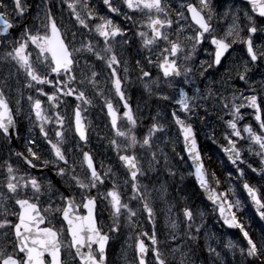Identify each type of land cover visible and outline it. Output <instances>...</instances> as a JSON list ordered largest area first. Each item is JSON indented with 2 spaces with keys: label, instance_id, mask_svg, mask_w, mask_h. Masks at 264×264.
<instances>
[{
  "label": "snow or ice",
  "instance_id": "1",
  "mask_svg": "<svg viewBox=\"0 0 264 264\" xmlns=\"http://www.w3.org/2000/svg\"><path fill=\"white\" fill-rule=\"evenodd\" d=\"M61 3L67 5L75 22L81 29H86L89 33L94 32L99 38H102V48L94 45L91 40L82 41L79 47H75V32L72 33V41L66 42L65 36L53 14L50 0L49 3L37 6L39 11L36 19L39 21V27L27 22V6L24 0H0V47L5 46L6 43L10 46V50L5 51L3 58L14 62L18 66V70L23 71L27 78L25 87L28 89L34 88L38 96L46 97L52 110V115L49 116L41 99H34L32 95L27 96L31 113H34L35 117L32 121V115L30 114L28 119L32 121L33 126L39 127L40 136L49 145L51 159L45 158L39 150L37 139L32 136H29L26 141L28 155L25 156L23 152H16L15 155L21 157L23 163L29 169L48 168L54 170L60 180L65 182V187L68 190L67 192H61L51 180L42 183L30 173H26L28 175L26 180L23 176L17 179L16 169L13 168L12 164L5 162L7 177L4 187H6L7 193L14 198L18 211L9 213L5 205L0 203V217H2L0 218V236L4 238L5 242L4 246L0 247V264H66L65 259L62 258L63 244L60 239L63 229H57L52 219H50L56 213H60L63 221L67 223V231L71 237L69 248L75 250L74 253L69 251L68 255L71 257V262H67V264H72L77 260L78 264H106V247L110 234L120 231L121 218H124L130 229L135 228L139 223L136 218L140 210L131 206L132 201L142 203V211L147 214L148 221L153 224L151 233L140 230L136 235L134 244L135 264H168L157 239L154 211L149 204L151 193L148 186L140 182L141 177H144L146 173L139 166L135 154L137 145L141 148L151 149L152 137L157 132H163L164 127L162 124L153 123L142 142L137 138L134 131L137 119L130 104L125 99V92L122 88L123 81L118 74L121 60L110 43V41H115L117 37L124 38L126 35L125 30L108 16L99 15L89 6V0H61ZM247 3L250 5V11H243V27H241L240 10H226L224 15L231 14L232 24L228 27L223 38L213 35L214 30L210 22L213 11L209 0H199L201 6L199 9L191 3L182 5V7H186L188 13H191L192 21L198 26L195 35H185L183 37L190 45L185 53V47L180 42L181 34L184 33L185 29L180 25V20L186 19V17L183 11H178V18L173 21L167 11L168 0H120V3H117L116 0H103L108 13L123 16L125 22L132 21V16L128 12L122 11L120 4L126 6L132 12H146L148 15L147 23L142 22L141 27L148 28L151 31V36L149 37L147 31H137L135 35L140 37L141 46L148 50L149 55L145 57L147 63H156L162 71L167 86L177 90L178 95V98H174L167 94H161L160 99L165 101L173 99L174 103L179 106V112L184 113V118H182L177 111H173L171 117L174 123L179 126L184 149L195 167V179L207 195V199L218 209L219 218L223 224L229 228L239 229L243 240L246 242V244L237 245L229 241L226 247L230 250L238 248L239 254L246 264H264V233H261L259 239L254 238L238 219L237 213L243 211L244 202L241 199L232 198L236 194L235 188L229 187L224 191L217 190L221 181L215 173L209 174L206 169L192 123L188 122L191 115L195 114V107H199V105H194L193 101L216 99L218 90L214 91L211 85L206 84L204 92L196 87L193 95L190 96L183 85L194 83L192 78L194 69L188 66L187 63L182 68L178 63L181 53H185L183 56L185 62L192 61L198 48L210 37L213 51L207 53L208 59L200 61L195 72L200 77H205L209 69L224 68L225 83L232 79H238L243 82L251 93L245 95L244 92L235 89L231 97V108H229L226 96L219 95L218 97L223 104V108L228 109V115L231 117L225 121L227 128L230 129V135H225L228 147H225L223 151L227 154L228 160L236 166V179L242 182V188L247 199L251 201L259 218L264 220V186L253 185L245 179V170L239 167V164H244L245 161L241 149L237 147V139H233L235 137L239 141H244L243 131V133H247V140L250 142L247 150L252 152V145L258 146V150L254 154L261 158L262 167L258 170L249 164L248 168L261 181H264V119H262L261 103L259 102L260 95L264 94V79L260 82L258 92L251 76L254 69L264 66V0H247ZM205 10L208 13L207 17L202 14ZM40 12L43 13L42 18ZM152 13H155V16ZM161 14H163V18H161ZM92 21L99 22L90 25ZM174 23L177 25L175 40L171 39L170 34L166 31L172 29ZM14 28L20 29L19 37L10 39V30ZM257 38H259V43ZM159 41L164 42V47L159 49L156 53V60L153 61V46L157 45ZM124 42L127 43L126 40ZM70 44L73 46L70 47ZM235 44L243 46L244 56L238 58L239 63L233 61L230 66L225 65L224 61ZM30 47L36 53L35 59H33V51L29 50ZM81 53L90 54L95 57L96 61L103 62L109 70L115 94L120 101H123V108L125 109L123 115L130 125L126 131H121L118 128V114L112 102L106 100L105 104L107 114L111 117V126L116 130V136L123 137L126 140L123 148L117 143L116 139H112L110 143L117 150L118 158L127 170L129 178L125 179L124 184L125 187H130L131 190L128 202L122 200V194L119 191V178L111 168L106 169L101 174L97 170L91 154L80 149L82 153L80 167L85 173L84 176H81L76 171L77 161L72 158L70 163L68 155L69 151H73L79 145H74L73 148L67 150L64 148L68 141L64 132L66 117L59 111L61 105L66 103L62 98L74 97L75 101L78 102L74 108L75 134L79 137V141L87 143L88 135L82 119V105H90L92 101L79 85H83L85 88L90 85L93 89H98L97 77L99 73L95 70L94 65L88 64L87 60H85V67L88 72L81 69L80 79L77 80L76 69L79 67L77 54ZM124 63L127 64L126 61ZM136 64L140 66L141 61L137 60ZM123 71L125 74L128 73L127 66L123 68ZM140 73L139 79L144 80L147 78L144 85L146 89L149 88V83L159 87V78L152 80L151 73L145 67H140ZM179 77H182V80L176 81V78ZM4 86H7L6 81ZM45 87H50L51 92L45 91ZM236 92L240 93L239 96L236 95ZM97 95L102 96L103 92L97 90ZM21 99H23L22 95ZM21 99L16 101L17 113L22 111L20 107ZM237 100L243 102L237 104ZM244 108L255 110V120L259 124V132L254 131L250 124L244 125L242 131L238 127V122L243 119L241 109ZM221 119L223 118L221 117ZM16 124L17 121L9 100L3 87H0V135L11 142L13 138L12 130L16 128ZM46 125H55V142L49 138ZM16 137L19 138L18 131ZM129 149L133 150L132 154H120L121 151L127 153ZM160 153L164 156V163L167 165L168 160L166 154L163 153V149H160ZM159 163L157 152H151L149 167L151 168L152 165ZM169 173L175 175V172L171 170H169ZM210 176L215 181V188L211 186ZM228 178L232 179L231 173L228 174ZM106 180H110L112 186L105 192H100L99 189L105 185ZM21 190H24L25 198L18 196ZM93 190L97 191V196L108 202L111 224L107 225V232L98 226L96 215L97 196L91 194ZM28 191L31 192V196H27ZM77 194L80 197L79 203L76 199ZM44 195L48 196V206L42 212L39 205L40 197ZM53 195L60 200L59 205H55ZM0 199L6 201L8 197L0 192ZM81 206L87 209V215L82 216L77 213V209ZM45 213L48 215H45ZM10 214L17 217V222L14 223L8 219ZM183 216L186 221L188 238L193 241L197 240L201 227L195 225L193 211L186 207ZM42 225L44 226L42 227ZM170 227L176 229L178 224L173 221ZM145 238L150 241V244L146 243ZM93 245L96 246L95 249H93ZM9 248H11V251H8ZM85 249L87 250L85 251ZM173 251L176 250L173 249ZM208 252L210 255L220 258L221 254L215 248L209 246ZM149 254H151V260L148 259ZM180 264H186V261L182 259Z\"/></svg>",
  "mask_w": 264,
  "mask_h": 264
},
{
  "label": "rangeland",
  "instance_id": "2",
  "mask_svg": "<svg viewBox=\"0 0 264 264\" xmlns=\"http://www.w3.org/2000/svg\"><path fill=\"white\" fill-rule=\"evenodd\" d=\"M32 1L30 3L32 5V10L35 11L33 13V16L31 15V20L33 23L39 27V21L36 19L37 13L39 11L38 5H42L44 3H49V0L46 2L39 1L34 2V0H25V2ZM197 4H199V0H196ZM24 2V3H25ZM117 3H120V0H116ZM187 0H168V8L167 11L169 13V16L175 21L177 17L178 11H183L186 19L180 20V25H182L185 29L184 33L181 34V43L185 47V53L188 50L189 42L185 41L183 37L185 35H194V25H192L187 17L186 11L182 5H185ZM91 1H89L90 5ZM26 6H29L28 3H25ZM50 4H56L57 6H60L61 0H50ZM99 4H101V8L103 11H100L99 9H94L99 15L102 16H108L109 18L113 19L115 23H118L122 26V28L126 31L127 25L131 22L135 25H138L141 27V23H147L148 21V15L141 12H132L126 8V6L120 4L122 11L130 12L129 15L132 16V21L125 22L123 16H117L115 14L108 13L106 6L103 4V0H99ZM66 5V4H64ZM67 6V5H66ZM37 7V8H36ZM201 7V6H200ZM67 8V7H66ZM213 11L212 16V23H213V35H216L217 37L223 38L225 36V33L227 32L228 27L232 24V16L229 14L228 16H225V12L228 9L240 10L241 15V27L244 26L243 21V11L248 10V7L246 4L242 3L239 0H222V2L218 5L215 3L214 7H211ZM68 9V8H67ZM206 15H208L207 11H204ZM153 16H155V13H152ZM40 16L42 18L43 14L40 12ZM161 18H163V14H161ZM177 25L174 23L172 29L175 30ZM172 29L166 30L170 34V38L175 40L176 38L172 35ZM145 31L148 32V28L145 27ZM91 36L92 33H89L88 30L85 32V36ZM150 37V36H149ZM15 38V35H11L9 37ZM123 39L121 37L116 38L115 41H110V43L113 46L114 51H117L118 55L121 58V65L118 70V73L120 72L121 75L125 78L126 84L122 86L124 92H125V99L130 104L133 114L135 115L137 119V124L135 126V129L138 127H146L145 128V135L144 133L139 130V133L137 134L138 137H141L140 140L142 142L144 136L148 134V131L150 128H148L145 124V119L149 117V114L151 115V109H149L150 106V100H146L145 96H154L158 98L159 100L154 105V120L156 123L162 124L164 127L163 132H157L155 135L158 137L155 138V142L159 145L158 150L163 149L165 147V141L168 143V139H171L172 141V147L176 148L177 151H179L178 147V141L176 137V131L173 127V124L171 122L170 113L171 111H177L178 114L181 115L182 118H184V113L179 112V106L174 103L173 99L170 100H162L160 99L161 94H167L170 97L178 98L177 90L169 88L167 86V82L162 80L159 76V69L156 65V63L149 64L147 63V60H145V69L148 70L151 73V79L157 80L159 78V87H156L155 84L149 83V88L142 89L141 93L138 94V96L135 97V100H133V97L131 96V90L132 88L129 86L130 83V75L129 71L127 74L123 71V68L125 66H129V62L127 58L123 56ZM231 39V38H229ZM98 41H102V38H99L97 36ZM209 38L206 39L201 47L198 48L197 54L193 57L192 61L185 62L183 59V56L185 53H181L179 56L178 63L183 66L187 63L188 66L193 67L194 72L192 75V78L194 80V83L192 84H185L183 85L184 89L188 91L189 95H193L194 90L196 87H199L202 92H204L205 85H211V87L214 89V91L218 90L216 92L217 97L219 95L226 96L228 98L229 102V108H231V97L233 94V91L235 89H239L240 92H244L245 95H250L251 93L247 90L246 86L243 84V82H240L238 79H232L228 81V83L224 82V68H219L217 70L215 69H209L208 72L205 74V77H200L196 72L195 69L199 67L201 60L208 59L207 53L212 52L211 46L209 44ZM103 42V41H102ZM257 42L259 43V38H257ZM99 48L103 47V44H98ZM164 47V42L160 41L157 45L153 46L152 50V59L153 61L156 60V53L159 51L160 48ZM6 50H10V46L5 44V46H2L0 48V83L1 87H3L5 95L9 99V101L12 102V105L15 110L16 114V108L17 99H21V95L23 96V99H21L20 107L22 111L20 113H17L19 116V120L21 122L22 128H21V134H22V142L25 144L26 147V141L29 136H32L37 139L38 141V147L41 153L45 156V158L51 159V154L49 151V145L44 140L42 136L39 134V127L33 126L32 121H34V117L31 113L30 104L27 100L28 95H32L33 97H40L37 95L36 91L32 92L31 94L27 92L25 96L23 95V88L21 86V83H19L18 80L15 79V63L10 60H5L4 53ZM245 53V50L242 45L235 44L233 47L232 52L228 55L226 60L224 61L225 65H231L233 61L239 63V57H243ZM138 54V50L134 53V58ZM148 50L145 49V57L148 56ZM202 56V59L199 57ZM87 57L84 55V57L81 59L79 63V67L77 70V80L80 79V70L84 69L86 72H88V69L85 67V60ZM90 60L88 61L89 65H94L95 70L99 73L97 80H98V89H93L90 85L85 88L83 85H79V87L83 88L86 92V95L91 99L92 103L90 105H82V118L85 121V124L87 126V131L89 133V143L95 144L98 146V148L101 150L103 147L104 154L109 155V158L106 159V157H100L97 160V168L103 174V172L111 168L113 173H115L118 176V183H119V191H128V195H122V200L124 202H128L129 197L131 196V190L130 187H125L124 181L125 179H128V175L126 171L124 170L123 165L118 160L117 150L111 145L110 141L112 139H116L117 143L123 146L126 144V140H123V137L116 136V132L112 133V129L110 127V123L108 120V117L106 115L105 110V101H111L113 106L118 109L121 116V122L119 129L121 131H126L130 125L127 122V119L124 117L123 113L125 109L123 108V101H120L119 97L115 94V90L111 83L108 82V78L105 76V73L101 70L103 68V63L101 65V69H99L100 61H96L94 56H91L89 54ZM127 62L125 65L124 62ZM141 66V65H140ZM139 66V67H140ZM135 69V66L133 67V70ZM90 74V72H89ZM251 76L253 78V81L255 82V85L259 92V86L262 79H264V66L257 67L254 69V71L251 73ZM182 80V79H181ZM5 81L7 83V86L5 85ZM147 81V78H145V82ZM176 81H179L176 79ZM215 81V83H213ZM175 83V81H173ZM77 86V85H76ZM143 88V84H140V88ZM97 90H100L103 92V95H97ZM239 92H236V95L239 96ZM44 98V97H41ZM66 101L65 104L61 105V108L59 111H61V114L66 117L65 120V127L64 132L67 139V143L64 145V148L70 149L73 148L74 145H79L78 148L73 149V151H69L68 155L70 157V163L72 161V158H75L77 161V168L76 171L81 176H84V171L81 170L80 162L82 161V153L80 149L83 151L86 149L88 151H92L90 147H85L81 144V142L76 138L73 125H72V119H73V113L74 108L77 101H75L74 97H68V98H62ZM243 102L242 100H237L236 103L239 104ZM259 102L261 103V109L264 113V94L260 95ZM26 103V104H25ZM203 103H210L213 104L214 110H220V112L224 111L228 113V109L223 108V104L221 101H216L214 99H207V100H196L193 101L194 105H200ZM246 103V102H245ZM27 104H29L27 106ZM198 107H195L194 111L195 114L191 115V119L188 120V122H191L193 124H196L199 126V129L201 132L205 129V117L206 115H201L197 113ZM49 116L52 115V110L50 108V105L45 110ZM208 114L211 113V111H207ZM32 115V121L28 119L29 115ZM46 130L49 131V138L53 139L55 142V136H54V128L55 125H46ZM137 127V128H136ZM163 139V140H162ZM152 141V139H151ZM164 144V145H163ZM160 148V149H159ZM154 149H152V152ZM133 151L130 149L127 153L121 151L120 154H131ZM2 153V152H1ZM135 154L139 161V166L145 171L146 175L144 177H141V183L146 184L148 186V190L151 193V196L149 198V204L153 208L154 211V221H155V230L157 234V239L159 241V247L161 251L164 253L165 257L167 258L168 264H180L181 260L184 259L186 261V264H221L220 262H215L216 257L214 255H210L206 252L208 251V247L211 246L212 248H215L216 251L220 252V261L226 264H246L243 257L239 254V250L234 249L230 250L226 247V245L229 243V241L237 244L242 245L241 243H237L230 234H224L225 241L224 243L222 241H219L218 239H215V236L212 235L210 230L206 227V210L203 205V200L199 198L196 194L198 193L194 189V185L191 183L192 179L190 178V175H188V170L190 169L189 164H186L183 160H179L176 162L173 160V162H176L177 165H175L176 172L178 174H181L182 178L176 177L175 180H181L182 184H178L177 187L169 189V186L172 184L171 177H169V166H165L167 169L161 168L159 164H154L152 167H149V162L151 161V151L145 147L141 148L139 145H137L135 149ZM177 156L180 157L179 154L176 153ZM7 162L12 164L13 168L16 169L15 174H20V177L23 176L24 179H28V175L26 172L17 164V162L14 160L12 156L11 150L8 148V152H6L2 156V161L0 162L1 172H0V192H3L5 196L8 197L7 192L4 189V184H6V164H3V162ZM16 164H15V163ZM157 166L161 168V170H165L167 173L165 176H162L159 173H156ZM85 167V166H84ZM149 170V172H148ZM164 171V172H165ZM190 172V170H189ZM176 174V175H178ZM17 177V178H20ZM42 183L46 182V180H50L47 176H38L37 177ZM60 182L65 186V182ZM54 184V183H53ZM112 186L110 180H106L105 185L101 186L99 191L105 192L107 189H110ZM58 188V187H57ZM169 192H172L175 197L174 198H180V206L179 209L175 206H172L171 201H173L172 195H170ZM92 195L97 196V191L93 190ZM28 196H31V192L28 191ZM169 196V197H168ZM98 199H100V206L98 209V222L101 225L102 229L107 232V225L111 224V219L109 215V206L108 202L104 200L102 197L97 196ZM9 200V197L8 199ZM53 200H55V205H59L61 202L53 195ZM77 200L80 201V197L77 194ZM40 201L42 202L41 206L44 209L48 206V196L44 195L40 197ZM182 201V202H181ZM0 203H3L5 205V202L3 199H0ZM54 205V206H55ZM13 206V205H12ZM131 206L134 209L140 210L138 212V217L136 218L139 223L135 228H129L126 225V222L124 218H121V229L117 233H111L110 238L111 242L109 244L108 248V256H107V264H135L136 255L134 250V244H135V238L136 235L139 233L140 230L148 231L151 233L153 224L148 221L147 214L142 211V203L139 201H132ZM14 207V206H13ZM190 208L194 213V223L195 225H198L200 227H203L205 230V233L203 235L198 234V239L193 241L188 238V230L186 227V221L183 216V211L185 208ZM6 208V205H5ZM7 209V208H6ZM104 211H107L106 214H103ZM13 211H10L9 213H12ZM58 214V213H56ZM55 214V215H56ZM48 215V214H47ZM14 215H9L11 218ZM52 219V217H50ZM54 219V218H53ZM175 221L178 224V227L176 229H172L170 227L171 222ZM212 226H210L211 229ZM217 226H215L216 228ZM202 230V229H201ZM175 237V238H173ZM146 243L150 244V241L145 238ZM4 238L0 236V247L4 246ZM201 247L205 251H201ZM175 249L176 251H173ZM11 248L8 249L10 251ZM69 251L71 249L69 248L68 241H66V249L64 251V259L67 262H71V257L68 255ZM72 252V251H71ZM206 253V257L208 258V262H204L205 256H203ZM235 253V254H234ZM202 254V255H201ZM223 255V256H222ZM149 260H151V254H149L148 257ZM214 260V261H213ZM72 264H78L77 261L72 262Z\"/></svg>",
  "mask_w": 264,
  "mask_h": 264
},
{
  "label": "flooded vegetation",
  "instance_id": "3",
  "mask_svg": "<svg viewBox=\"0 0 264 264\" xmlns=\"http://www.w3.org/2000/svg\"><path fill=\"white\" fill-rule=\"evenodd\" d=\"M92 1H95V0H92ZM31 7L32 6L27 7V12H26L27 22L30 19ZM64 8H65V5H63L60 9L54 8L53 14L57 20L58 26L61 28V31L65 36L66 42L72 41V33L75 32L76 38H75L74 46L79 47L81 42L84 41L81 37V30L79 29L78 26L73 25V23L70 22L67 19V17L64 16V13H65ZM134 30L135 31L132 33L131 40H135L136 46H139L141 45V39L139 36L135 35V33L137 31H145V28L136 27ZM15 33H16V38H18L20 29L16 28ZM71 46L73 45L70 44V47ZM29 50L33 51L31 47ZM130 50L131 48H129V51ZM35 55L36 53L35 51H33V59H35ZM83 55L82 53L77 54V59L79 60V62L81 58L83 57ZM141 66L145 67V50H143L141 54ZM140 67H138V65L136 64L135 69L130 71L131 76L138 75V73L140 72ZM16 70H17V73L20 79L25 80L26 78L25 74L23 73L22 70H18L17 65H16ZM241 112L243 115V119L238 122V127H240L241 131L244 125L250 124L253 127L254 131L259 132L260 131L259 125L255 122L254 115L251 113L249 108H244L241 110ZM220 116L221 115L219 114L215 115L213 119L214 125H216L219 122H220L219 126L224 124ZM228 119H229L228 117L226 119L224 117V122ZM262 119H264L263 115H262ZM225 135L226 134H225L224 128H221V132L218 133L217 140L223 146V148L215 150L212 147L211 149L205 148L204 150V153L208 161V164H207V167L209 169L208 172L209 174L215 173L216 177H218L219 180L221 181L220 187L219 189H217L218 191H224L228 189L229 187L235 188L236 194L232 198L233 199L238 198V199H241L242 202H244L243 211L237 213L238 219L240 220L241 223L245 225L246 230H248L249 233L254 236V238L259 239L261 233H264V220H261L259 218L255 210L253 209L254 206L251 204V201L247 199L246 194L242 188V182L236 179V176H237L236 166H234L228 160L227 154L223 151V149L228 144L227 140L224 139ZM242 135L245 137L244 141H239L238 138L233 137V139H237V147L241 149L242 157L245 161L244 164H239V167L245 170V179H247L249 183L253 185H257V186H264V181H261L260 178L255 173H253L250 168H248L249 164H251L252 167L257 168L258 170L262 167L260 163L261 158L254 154L255 151L258 150V146L252 145L253 151L249 152L247 149H248L250 142L247 140V133H243L242 131ZM203 142L205 143L206 146L209 145V143L206 140H203ZM229 173L232 174L231 180L228 178ZM209 178H210L211 186L215 188L216 187L215 181L211 179V176ZM205 210H207L206 217L208 218L207 219L208 224L210 223L214 224V220H217L218 222L220 230L217 229L215 231L217 236H219L222 233V231H225L226 233L231 234L234 237V239L243 240L242 233H240L239 229H229L226 226H223L222 224H220V219L217 215V209L215 208L214 205L210 203H206Z\"/></svg>",
  "mask_w": 264,
  "mask_h": 264
},
{
  "label": "bare ground",
  "instance_id": "4",
  "mask_svg": "<svg viewBox=\"0 0 264 264\" xmlns=\"http://www.w3.org/2000/svg\"><path fill=\"white\" fill-rule=\"evenodd\" d=\"M130 83H134V84L135 83H138V78H137L136 75L130 76ZM171 182H172V184L169 186V189L174 188L175 181H171ZM169 193H171V192H169ZM171 203H172V206H175V207H177L179 209V206H180V198H177V199L176 198H173V201H171Z\"/></svg>",
  "mask_w": 264,
  "mask_h": 264
},
{
  "label": "water",
  "instance_id": "5",
  "mask_svg": "<svg viewBox=\"0 0 264 264\" xmlns=\"http://www.w3.org/2000/svg\"><path fill=\"white\" fill-rule=\"evenodd\" d=\"M247 1V0H246ZM12 137H14V130H12ZM13 139V138H12ZM193 164V162H192ZM26 165V164H25ZM27 166V165H26ZM194 166V165H193ZM28 167V166H27ZM194 172H195V167H194ZM199 184V183H198ZM203 190V189H202Z\"/></svg>",
  "mask_w": 264,
  "mask_h": 264
}]
</instances>
